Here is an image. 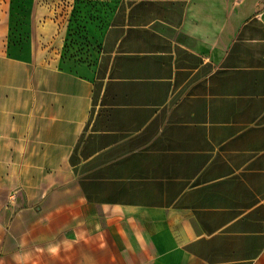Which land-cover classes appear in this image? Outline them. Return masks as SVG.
Returning a JSON list of instances; mask_svg holds the SVG:
<instances>
[{
  "label": "crops",
  "instance_id": "0c3cea01",
  "mask_svg": "<svg viewBox=\"0 0 264 264\" xmlns=\"http://www.w3.org/2000/svg\"><path fill=\"white\" fill-rule=\"evenodd\" d=\"M106 2L0 53V264H264V0Z\"/></svg>",
  "mask_w": 264,
  "mask_h": 264
},
{
  "label": "rangeland",
  "instance_id": "374dc122",
  "mask_svg": "<svg viewBox=\"0 0 264 264\" xmlns=\"http://www.w3.org/2000/svg\"><path fill=\"white\" fill-rule=\"evenodd\" d=\"M111 7L106 0H0V53L25 56L39 43L35 28L54 21L65 29L60 54L89 61Z\"/></svg>",
  "mask_w": 264,
  "mask_h": 264
},
{
  "label": "trees",
  "instance_id": "16d2710c",
  "mask_svg": "<svg viewBox=\"0 0 264 264\" xmlns=\"http://www.w3.org/2000/svg\"><path fill=\"white\" fill-rule=\"evenodd\" d=\"M68 32V31H67ZM65 41V40H64ZM61 57H62V59H66V60H72V61H74V62H80V63H84V61H78V60H74V59H70V58H65L64 56H63V50H62V53H61ZM90 61V60H89ZM89 61H85V62H89Z\"/></svg>",
  "mask_w": 264,
  "mask_h": 264
}]
</instances>
